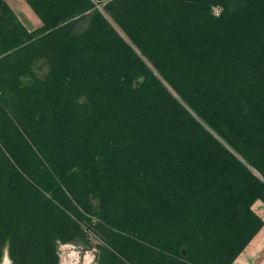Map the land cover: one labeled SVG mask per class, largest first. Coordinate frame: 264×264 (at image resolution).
Segmentation results:
<instances>
[{
    "label": "rangeland",
    "instance_id": "obj_1",
    "mask_svg": "<svg viewBox=\"0 0 264 264\" xmlns=\"http://www.w3.org/2000/svg\"><path fill=\"white\" fill-rule=\"evenodd\" d=\"M263 224L264 0H0V262L232 264Z\"/></svg>",
    "mask_w": 264,
    "mask_h": 264
},
{
    "label": "trees",
    "instance_id": "obj_2",
    "mask_svg": "<svg viewBox=\"0 0 264 264\" xmlns=\"http://www.w3.org/2000/svg\"><path fill=\"white\" fill-rule=\"evenodd\" d=\"M135 46H136L138 51L141 50L140 44L137 43V44H135ZM140 52L145 56V59L147 60V62L151 66L152 62H154V58L150 57V55L146 54L144 51H140ZM147 74H148V77L151 80L157 81V79H159L158 77H156V73L155 72L148 71ZM159 76L162 79L168 78V75H166L165 73L161 74V75L159 74ZM138 92H139V90L133 89V91H132L133 94L132 95H133V99L134 100L132 101V107H128V109L125 110L120 115V118H119V120H118V122L116 124V137H114L111 140V142H110V145H112L113 148L122 147V146H128L130 144V142H131V137H135L136 136L137 124H138L137 121H136V118H137L136 115H138V113L141 112V111H139L138 107L135 105L137 100L139 99ZM188 104L190 105V103H188ZM244 160L246 162V159H244ZM91 190H92V192L94 194H96V195H98L100 197V201H102L104 199H107V197H105V193L99 191L98 189H96L94 187H91ZM125 237L127 239H132L129 235H127ZM137 242L139 244L145 245L142 242H139V241H137ZM186 252L190 254V251H186ZM166 257L170 258L169 255H166ZM182 259L179 260L180 264H201V263H197L192 258H190V259H186L185 258V260H182Z\"/></svg>",
    "mask_w": 264,
    "mask_h": 264
},
{
    "label": "crops",
    "instance_id": "obj_3",
    "mask_svg": "<svg viewBox=\"0 0 264 264\" xmlns=\"http://www.w3.org/2000/svg\"><path fill=\"white\" fill-rule=\"evenodd\" d=\"M232 264H264V224L259 232L249 240Z\"/></svg>",
    "mask_w": 264,
    "mask_h": 264
},
{
    "label": "bare ground",
    "instance_id": "obj_4",
    "mask_svg": "<svg viewBox=\"0 0 264 264\" xmlns=\"http://www.w3.org/2000/svg\"><path fill=\"white\" fill-rule=\"evenodd\" d=\"M67 250V249H65ZM79 261V256L77 252L72 251V253L63 254L61 257V264H77ZM86 261V263H85ZM0 264H11V259L9 253L6 251ZM81 264V263H80ZM84 264H91V258L84 260Z\"/></svg>",
    "mask_w": 264,
    "mask_h": 264
},
{
    "label": "water",
    "instance_id": "obj_5",
    "mask_svg": "<svg viewBox=\"0 0 264 264\" xmlns=\"http://www.w3.org/2000/svg\"><path fill=\"white\" fill-rule=\"evenodd\" d=\"M252 169V171L256 174V175H260L255 169H253L252 167H250Z\"/></svg>",
    "mask_w": 264,
    "mask_h": 264
}]
</instances>
